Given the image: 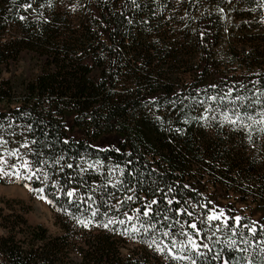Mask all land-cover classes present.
I'll list each match as a JSON object with an SVG mask.
<instances>
[{
  "label": "trees",
  "instance_id": "obj_1",
  "mask_svg": "<svg viewBox=\"0 0 264 264\" xmlns=\"http://www.w3.org/2000/svg\"><path fill=\"white\" fill-rule=\"evenodd\" d=\"M1 163L0 264H264V0H0Z\"/></svg>",
  "mask_w": 264,
  "mask_h": 264
},
{
  "label": "rangeland",
  "instance_id": "obj_2",
  "mask_svg": "<svg viewBox=\"0 0 264 264\" xmlns=\"http://www.w3.org/2000/svg\"><path fill=\"white\" fill-rule=\"evenodd\" d=\"M224 48H226L225 45ZM13 175L6 168V163L0 164V179L10 181L14 178ZM42 197V194L33 193L28 186L14 184L5 186L0 183V200L7 199L24 202L25 207L30 209L27 217L32 224H43L51 233H57L58 229L54 225V216L50 212L47 201ZM242 208L245 209L244 206Z\"/></svg>",
  "mask_w": 264,
  "mask_h": 264
},
{
  "label": "snow or ice",
  "instance_id": "obj_3",
  "mask_svg": "<svg viewBox=\"0 0 264 264\" xmlns=\"http://www.w3.org/2000/svg\"><path fill=\"white\" fill-rule=\"evenodd\" d=\"M70 166H71V165H69V167H70ZM67 195L72 196L73 193H72V192H69V193H67ZM42 198H43V197H42ZM169 202L171 203V201H169ZM153 203H155V201H153ZM144 214L147 215V212L144 213ZM219 218H220V217L217 216V215H212V216L209 217V219H219ZM238 221H239V218H237V223H238ZM121 223H123V221H121ZM105 227H107V225H105ZM191 227H192V228H196V225H195V224H192ZM252 231L254 232L255 229H252ZM190 243L192 244V247H193V248L198 247L194 241H190ZM193 264H194V262H193Z\"/></svg>",
  "mask_w": 264,
  "mask_h": 264
}]
</instances>
